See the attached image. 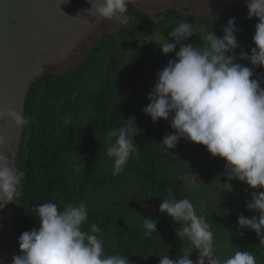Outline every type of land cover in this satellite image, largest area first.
Masks as SVG:
<instances>
[{
    "label": "trees",
    "instance_id": "obj_1",
    "mask_svg": "<svg viewBox=\"0 0 264 264\" xmlns=\"http://www.w3.org/2000/svg\"><path fill=\"white\" fill-rule=\"evenodd\" d=\"M124 7L131 19L116 36L30 88L17 248L61 264H193L191 254L207 264L202 241H183L194 176L221 191L192 206L215 230L208 264L228 253L227 264H264V134L233 142L241 107L264 104V12L191 19L170 9L154 20ZM149 67L162 83L142 96ZM193 154L200 160L186 165Z\"/></svg>",
    "mask_w": 264,
    "mask_h": 264
},
{
    "label": "water",
    "instance_id": "obj_2",
    "mask_svg": "<svg viewBox=\"0 0 264 264\" xmlns=\"http://www.w3.org/2000/svg\"><path fill=\"white\" fill-rule=\"evenodd\" d=\"M126 4L154 20L170 9L191 19L234 8L264 12V0H0V264H61L16 246L17 160L27 96L44 72L75 70L101 40L116 36L131 19Z\"/></svg>",
    "mask_w": 264,
    "mask_h": 264
},
{
    "label": "rangeland",
    "instance_id": "obj_3",
    "mask_svg": "<svg viewBox=\"0 0 264 264\" xmlns=\"http://www.w3.org/2000/svg\"><path fill=\"white\" fill-rule=\"evenodd\" d=\"M137 34L142 40H158L160 39L159 33H154L151 30L147 29H137ZM129 65V63H127ZM161 80L157 79L151 67L148 68L147 72L144 75L142 80V85L140 87V93L142 96H145L150 90L160 87ZM181 98H187V94L184 91L181 94ZM254 104V103H253ZM251 102L245 103L238 114V123L236 130H234V144L239 146L244 140L249 138H259L264 134V104H262L259 109L254 108ZM241 106V105H240ZM228 120L230 118H227ZM220 147L211 148L213 152H219ZM199 157L195 154L187 158L186 165L190 163H197ZM195 185L191 187L192 193L188 196L187 203L189 206H185L183 210V217L189 218L186 220L184 231H183V241L188 242L192 245L199 244L198 235L202 234L203 231H207L206 228H199L198 223L195 220V215H192V206H195L196 203H204L209 199L221 200V191L219 187H215V183H199L196 184L195 177H191ZM187 224L190 225V229L187 228ZM190 234L188 235V233ZM215 232L214 230L212 233ZM226 245L222 246L221 252L226 253L227 251V242ZM214 247V246H213ZM231 257V253H228L225 257V262L221 261L219 257H216L217 261H220V264H227L228 260ZM215 259V260H216ZM193 264H202L200 258H193Z\"/></svg>",
    "mask_w": 264,
    "mask_h": 264
},
{
    "label": "clouds",
    "instance_id": "obj_4",
    "mask_svg": "<svg viewBox=\"0 0 264 264\" xmlns=\"http://www.w3.org/2000/svg\"><path fill=\"white\" fill-rule=\"evenodd\" d=\"M239 112H240V110H239ZM239 112H238V114H239ZM229 116H230V114H229ZM229 118V117H228ZM236 130V129H235ZM234 133V132H233ZM234 137V136H233ZM24 139V138H23ZM257 138H249V139H247V140H244V141H252V140H256ZM233 140H234V138H233ZM243 141V142H244ZM242 142V143H243ZM241 143V144H242ZM240 144V145H241ZM239 145V146H240ZM236 146V145H235ZM239 146H236V148H238ZM214 148V147H213ZM216 153H219V152H216ZM257 183H259V179H258V181H257ZM19 184V183H18ZM17 186V185H16ZM15 198H16V188H15ZM16 200H17V198H16ZM215 200V199H214ZM17 207H16V212H17V208H18V206H19V203H18V200H17ZM196 216V215H195ZM189 219V218H188ZM187 219V220H188ZM195 220H196V222L198 223V225H199V228H203V226L201 225V223L196 219V217H195ZM15 224H16V213H15V223H14V230H15ZM187 228L188 229H190L191 230V228H190V225L189 224H187ZM203 231V233L202 234H200V235H198V239L200 240V241H202V245L205 247V249L208 251V259H207V261H206V263L208 264V261L210 260V255H211V252H212V250H213V245H212V242H211V239L213 238V236H215V232H213V233H211V232H208V231H204V230H202ZM215 231V230H214ZM190 234V232L188 233V235ZM35 255V254H34ZM192 256V258H194V255L193 254H191ZM36 256V255H35ZM37 257H39V256H37ZM41 258V257H40ZM48 260V259H47Z\"/></svg>",
    "mask_w": 264,
    "mask_h": 264
},
{
    "label": "flooded vegetation",
    "instance_id": "obj_5",
    "mask_svg": "<svg viewBox=\"0 0 264 264\" xmlns=\"http://www.w3.org/2000/svg\"><path fill=\"white\" fill-rule=\"evenodd\" d=\"M25 131V130H24Z\"/></svg>",
    "mask_w": 264,
    "mask_h": 264
}]
</instances>
